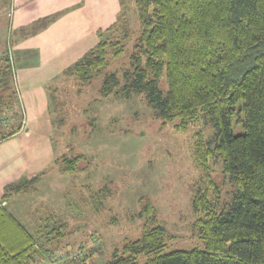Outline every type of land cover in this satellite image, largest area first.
I'll return each mask as SVG.
<instances>
[{
    "label": "trees",
    "instance_id": "1",
    "mask_svg": "<svg viewBox=\"0 0 264 264\" xmlns=\"http://www.w3.org/2000/svg\"><path fill=\"white\" fill-rule=\"evenodd\" d=\"M133 1L139 35L122 82L108 67L111 58L124 51L129 36L123 10L105 29L108 38L99 39L61 74L85 83L101 78L104 96L141 95L158 118L174 122L179 132L202 119L213 128L214 138L205 140L197 131L192 146L196 168L206 181L193 184L191 201L202 246L169 247L153 202L142 196L140 236L115 247L105 264H264V0ZM61 14L39 17L18 28L16 35L33 36ZM2 59L0 81L6 84L13 71L7 55ZM162 76L165 90L159 87ZM19 96L18 89L8 85L0 94V143L23 128L21 109L16 110ZM239 113L243 132L234 134L232 122ZM213 156L220 157L231 182L230 199L221 209V190L208 165ZM88 167L83 154L59 161L63 175ZM65 226L52 230L51 243L65 236ZM46 249L0 204V264H39L52 256ZM93 252H101V247Z\"/></svg>",
    "mask_w": 264,
    "mask_h": 264
},
{
    "label": "rangeland",
    "instance_id": "2",
    "mask_svg": "<svg viewBox=\"0 0 264 264\" xmlns=\"http://www.w3.org/2000/svg\"><path fill=\"white\" fill-rule=\"evenodd\" d=\"M92 1L94 10L83 12L82 23L67 33L68 39L97 26L98 38H108L110 33L105 29L123 10L130 26L129 36L124 41V51L111 58L108 67V72H116L122 82L139 35L134 1ZM79 2L85 4L86 0ZM70 4L71 1L62 7L66 17L75 12L70 11ZM47 8L33 16L54 10L51 2ZM12 9L14 18L16 1L0 0V71L5 55L13 71L6 84L0 81V94L8 85L21 95L15 70L22 64L37 63V47L35 42H27L26 48L23 45L30 35L18 41L8 14ZM163 76L159 87L165 90ZM101 81L95 78L85 83L60 73L45 82L44 115L36 123H22L23 128L14 137L0 143V204L28 229L36 245L44 244L52 254L39 264L107 263L115 247L140 236L144 218L138 217V202L142 196L153 202L169 247L202 246L193 225L196 215L191 201L193 184L206 181L196 168L192 146L197 131L205 140L214 138L213 128L200 119L185 131H176L174 122L164 123L141 95H102ZM22 103L20 98L16 110L21 109L23 119ZM240 116L239 113L233 118L234 134L243 132ZM19 119L16 116L15 123ZM77 154L87 158L88 169L60 174L59 161ZM208 165L221 190L217 207L221 209L230 199L231 182L223 173L220 157L209 158ZM208 193L215 200L209 188ZM61 223L66 224V234L51 243L55 235L52 230ZM98 246L101 252H93Z\"/></svg>",
    "mask_w": 264,
    "mask_h": 264
},
{
    "label": "crops",
    "instance_id": "3",
    "mask_svg": "<svg viewBox=\"0 0 264 264\" xmlns=\"http://www.w3.org/2000/svg\"><path fill=\"white\" fill-rule=\"evenodd\" d=\"M15 1L18 10L16 9L15 17L12 18V26L16 28V30L44 15L53 12H62V9H64L62 7L66 6L69 1H71L70 11H75L73 13L70 12L71 14L67 17L62 13L61 16L45 29L27 38V41L19 37V35L17 36L19 39L18 41L21 42L24 40L23 45L25 48L28 44L27 42H31L32 44L35 42L37 47V52L35 53L37 63L33 65L28 64L27 66H22V64L20 68L15 70V74H17L15 77L19 83L21 92L19 99H22V104L24 106L23 119L25 120L23 123L26 122L27 125H29L38 122L47 110V98L44 88L45 82L52 76L54 77L60 74L63 69L78 60L87 50L98 42L99 27L97 26V29H94V27L89 28L84 34L79 35L77 38L68 39L69 35H67V33L74 30V28L82 23L84 19L83 12H87L91 9L94 10L92 0H86V3L84 2L85 4L79 2V0ZM50 2L54 10L38 17L33 16V13L37 11H40L39 13H43L41 11H48L49 8L47 7H49ZM56 2L57 4H55ZM84 5H86L87 8H85ZM33 111H35L36 114H32ZM26 118H28L27 121ZM7 141H9V139ZM4 142H6V140Z\"/></svg>",
    "mask_w": 264,
    "mask_h": 264
},
{
    "label": "built area",
    "instance_id": "4",
    "mask_svg": "<svg viewBox=\"0 0 264 264\" xmlns=\"http://www.w3.org/2000/svg\"><path fill=\"white\" fill-rule=\"evenodd\" d=\"M12 13H13V9L11 10V12L10 13H8L9 14V16H10V18H12Z\"/></svg>",
    "mask_w": 264,
    "mask_h": 264
}]
</instances>
